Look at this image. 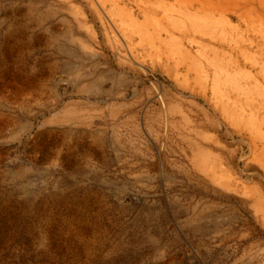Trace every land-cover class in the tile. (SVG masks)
Wrapping results in <instances>:
<instances>
[{
  "label": "rangeland",
  "instance_id": "rangeland-1",
  "mask_svg": "<svg viewBox=\"0 0 264 264\" xmlns=\"http://www.w3.org/2000/svg\"><path fill=\"white\" fill-rule=\"evenodd\" d=\"M0 264H264V0H0Z\"/></svg>",
  "mask_w": 264,
  "mask_h": 264
},
{
  "label": "bare ground",
  "instance_id": "bare-ground-1",
  "mask_svg": "<svg viewBox=\"0 0 264 264\" xmlns=\"http://www.w3.org/2000/svg\"><path fill=\"white\" fill-rule=\"evenodd\" d=\"M111 1H112V0H111ZM113 2H114V1H113ZM114 4H115V2H114ZM183 15H191V14H189L188 11H186L185 13H183ZM187 18H189V17H187ZM203 151L206 152V150H202L201 152H203ZM203 155H206V154L203 153ZM201 167H202V166H201Z\"/></svg>",
  "mask_w": 264,
  "mask_h": 264
}]
</instances>
